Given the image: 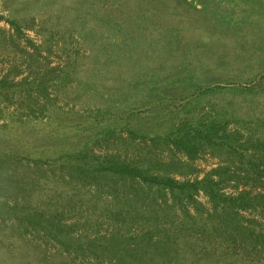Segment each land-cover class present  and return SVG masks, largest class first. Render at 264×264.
Masks as SVG:
<instances>
[{"label":"rangeland","instance_id":"374dc122","mask_svg":"<svg viewBox=\"0 0 264 264\" xmlns=\"http://www.w3.org/2000/svg\"><path fill=\"white\" fill-rule=\"evenodd\" d=\"M0 16V77L9 73L12 78L25 70L24 52H31L26 40L41 45L48 34V51H41L44 58L40 61L62 67L83 57L77 60V74L72 76L96 88L87 91L98 92L95 97L81 95L76 100L75 83H71L54 94L51 118L23 125L10 122L13 107L0 105V151L20 149L32 140L38 153L53 157L112 123L129 151L131 145L138 146L148 160L145 162L172 164L184 172L172 176L194 180L217 167L219 161L207 151L189 160L148 137L163 136L171 124L196 120L214 108L251 126L252 120L264 123V0H0ZM14 19L20 33L8 22ZM96 63L101 71L92 76ZM235 86L246 90L237 93ZM208 87L218 89L212 92ZM199 91H205L200 104L187 112L186 100L193 96L196 101ZM104 106L114 110L111 121L103 113ZM126 123L147 138H132L124 129ZM234 129V124L228 126L229 131ZM108 146L111 150L124 147L116 140ZM105 149L101 145L95 152L103 154ZM198 200L210 208L203 196ZM19 202L28 204L22 199ZM31 206L41 208L36 201ZM78 215L84 216L85 211L81 209ZM254 217L261 223L256 230L264 233V220ZM99 222V232H109L106 220ZM157 225L159 230H168L175 241L170 250L174 257L166 264H264V254L244 248L239 240L226 242L228 235L215 221L207 223L201 218L181 233L162 220ZM211 225L216 233L206 231ZM8 230L0 224V264H115L106 258L97 263L69 255L34 231ZM144 230L123 229L119 223L116 232L123 237ZM202 231L207 235L202 236ZM163 234L156 238L163 239Z\"/></svg>","mask_w":264,"mask_h":264},{"label":"trees","instance_id":"16d2710c","mask_svg":"<svg viewBox=\"0 0 264 264\" xmlns=\"http://www.w3.org/2000/svg\"><path fill=\"white\" fill-rule=\"evenodd\" d=\"M8 22L20 33L17 20ZM79 35L84 37L80 32ZM48 36L43 37L41 45L26 40L31 52H24L25 70H19L12 78L9 73L0 77V105L13 107L9 114L12 123L23 125L51 118L54 94L69 88L71 83H75L76 100L81 95L98 94L87 91L96 89L90 87V82L72 76L77 74L80 64L77 60L83 57L62 67L40 61L44 58L41 51H48ZM59 50L64 52L62 48ZM99 70L96 63L91 75ZM217 87L207 90L213 92ZM155 89L160 91L161 86ZM233 90L244 93L246 89L235 86ZM204 93L197 92L196 101L191 99L193 96L186 100L190 107L187 112L200 104ZM104 107L103 113L111 121L114 110ZM97 109L96 113L100 107ZM252 121L251 126L244 119L214 108L196 120L171 124V130L163 136L148 137L154 144L162 141L168 149L182 153L189 160L207 151L219 161L217 167L194 180L172 176L184 174L172 164L145 162L148 160L138 146L131 145L129 151L112 123L53 157L45 156L46 152L38 153L30 139L31 143L19 146L20 149L1 150L0 224L6 225L11 233L24 229L42 234L63 252L88 257L97 263L106 258L115 264H166L174 257L170 250L175 241L168 230H159L158 222L162 220L181 233L203 218L207 223L215 221L224 230L228 235L226 242L228 239L236 244L239 240L241 245H246L244 248L264 254V233L256 230L261 223L254 217L264 220V123ZM230 124L235 125L232 131L228 130ZM124 129L132 138H147L128 123ZM114 140L124 147H115L112 152L108 144ZM101 145L106 149L98 154L95 148ZM200 196L207 200L209 209L198 200ZM20 199L28 204L20 203ZM34 201L41 208L32 207ZM81 209L84 216L78 215ZM177 217H180L178 222ZM101 219L110 227L105 234L99 232ZM119 223L123 229L133 226L145 230L119 237L116 232ZM206 231L217 232L214 225ZM206 231L201 235H207ZM160 232H164L163 239L158 240L156 236Z\"/></svg>","mask_w":264,"mask_h":264}]
</instances>
